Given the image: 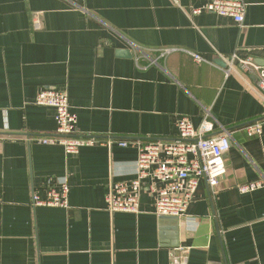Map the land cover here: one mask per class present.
I'll return each mask as SVG.
<instances>
[{
  "label": "crops",
  "instance_id": "obj_1",
  "mask_svg": "<svg viewBox=\"0 0 264 264\" xmlns=\"http://www.w3.org/2000/svg\"><path fill=\"white\" fill-rule=\"evenodd\" d=\"M205 1L0 0V264H264V185L237 187L264 179V90L240 63L264 67V0H243L242 26L193 13ZM44 88L67 94L78 133L112 140L173 139L179 117L197 128L207 110L231 131L225 173L214 190L200 180L185 217L156 215L145 190L137 213H109L137 150L40 141L56 128L35 104ZM63 180L67 207L33 206Z\"/></svg>",
  "mask_w": 264,
  "mask_h": 264
},
{
  "label": "built area",
  "instance_id": "obj_2",
  "mask_svg": "<svg viewBox=\"0 0 264 264\" xmlns=\"http://www.w3.org/2000/svg\"><path fill=\"white\" fill-rule=\"evenodd\" d=\"M202 10L231 17L238 26L243 25L245 4L243 0H206L193 13ZM165 51V52H164ZM168 50H163L165 55ZM197 61L201 56L194 54ZM246 69L256 72L257 88L264 90V67L255 66L249 60H241ZM35 104L55 109V135L39 138L42 142L57 143L67 154L78 152L85 145L103 144L111 146L116 142L120 147L137 150L135 175L124 181H110L105 193V209L109 213L117 211H139V196L145 190L153 198V212L158 216L185 217L194 198L200 180H205L214 190L225 173V155L231 146V131L219 126L215 133L211 114L206 110L201 123L196 128L186 116L176 120L177 134L173 139L161 137H132L112 140L78 133L77 118L69 109L68 96L64 91L44 88L38 92ZM247 135H259L260 121L244 126ZM264 185V179L238 185L242 192L253 191ZM67 180L49 185L44 197L32 196L33 206H68ZM176 249H180L176 248ZM184 260L172 255V264H183Z\"/></svg>",
  "mask_w": 264,
  "mask_h": 264
},
{
  "label": "water",
  "instance_id": "obj_3",
  "mask_svg": "<svg viewBox=\"0 0 264 264\" xmlns=\"http://www.w3.org/2000/svg\"><path fill=\"white\" fill-rule=\"evenodd\" d=\"M224 66V65H223Z\"/></svg>",
  "mask_w": 264,
  "mask_h": 264
}]
</instances>
